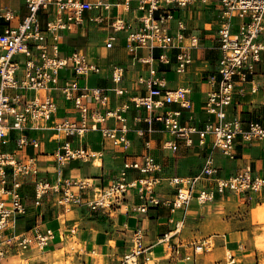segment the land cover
Here are the masks:
<instances>
[{"label": "built area", "instance_id": "built-area-1", "mask_svg": "<svg viewBox=\"0 0 264 264\" xmlns=\"http://www.w3.org/2000/svg\"><path fill=\"white\" fill-rule=\"evenodd\" d=\"M209 0H125L118 5L129 8L131 2H136L139 26L137 31L129 33L127 41L131 47H159L163 50L160 62H167V52L177 49L175 72L185 76L192 63V51L198 45L194 36L187 38L183 31V20H177L176 31L170 27L175 19V11L189 6L201 7ZM221 10L219 16V50L220 55L216 71L208 76L211 89L206 93L202 109L209 116L204 127H181L179 118L181 110L170 111L168 105L177 103L182 109H190L191 104L186 100L188 89L178 87L176 90H166L164 78L156 76V70L150 69L147 78H139L138 82L145 87V94H134L121 105L108 108L106 88H87L77 95L79 89L78 77L87 78L99 74L101 68L89 64L84 55L75 53L69 58L59 57V33L70 30L73 25L82 23V15L89 11H98L101 16L103 10L108 11L110 4L106 0H24L28 13L22 20L16 22V12L2 5L0 1V260L15 253H24L30 245L36 243L39 248L48 245L53 237L51 229L41 232L37 227L33 233H18L16 226L19 218L26 214V207L22 204L19 187L25 181L35 184L36 204L45 194L60 191V184L65 185L64 197L60 203L75 202L82 204V193L88 189L92 195L86 200L90 210L108 209L125 200L135 193L139 203L134 210L145 213L149 208L166 206L171 212L188 206L197 189V183L203 180L213 182L212 189L199 191L198 203L209 201L214 192L242 194L246 191L259 192L264 190V170L262 174H254L251 166H246L234 176L218 177V169L214 165L211 155L205 158L201 173L180 178H161L155 173L160 166L149 153L125 161L118 176L107 186H94L91 179H68L63 176L65 165L72 159L89 158L91 153L84 149L73 150L69 142H64L62 152L54 157L55 170L52 174L53 182L39 176L36 161L19 159L15 151H10L8 145L13 143L16 150H22L31 144L39 147V141L27 134L29 131L51 128L60 136H81L87 129L98 130L99 124H104L99 130L103 139L111 141L114 146L127 149L131 141L127 138L130 130L127 112L131 109L145 110L148 115L145 121L152 125L160 122L168 133L184 138L191 144L190 135L197 131L199 144L205 145L207 137L212 136V145L225 157L234 158L235 143L238 136L244 141H264V126L250 121L247 127L237 111L236 97L242 92V84L250 80L253 91L261 89L264 96V78L257 85L254 79L255 64L263 60L264 55V0H219ZM52 9L42 29L40 11ZM102 18V16H101ZM239 19L238 29L232 32V20ZM93 20V19H91ZM114 33L130 30L129 23L117 17L111 23ZM50 39L52 42H50ZM106 43L107 48L113 47L114 37ZM137 43V44H136ZM140 60L148 63L150 58ZM72 61V71L76 79H62L61 71ZM123 68L112 66L109 78L118 83L123 77ZM253 76L252 79H249ZM256 84L257 86H255ZM22 90V92H19ZM60 91L62 97L74 101L80 117L76 120L54 118L57 102L50 94ZM119 97L127 94L126 89L115 88ZM92 101L88 103L87 98ZM95 103L102 109H95ZM113 120L114 126H107ZM136 121L141 118L136 117ZM138 134L143 131L138 130ZM11 134L13 135L11 138ZM146 142V149L149 148ZM165 148L176 150L171 141L164 143ZM165 181L170 189L175 191L171 199H164L157 193V187ZM75 191V192H73ZM172 221V220H171ZM181 222L176 223L175 232L179 230ZM175 233L168 232L158 238V243L169 244ZM151 244H147L140 231L134 232L131 245L124 253L121 264H150L149 255ZM190 247L193 255L209 251L212 244L209 240L180 243L175 245L173 253L179 255V249ZM186 259H191L190 256Z\"/></svg>", "mask_w": 264, "mask_h": 264}, {"label": "crops", "instance_id": "crops-1", "mask_svg": "<svg viewBox=\"0 0 264 264\" xmlns=\"http://www.w3.org/2000/svg\"><path fill=\"white\" fill-rule=\"evenodd\" d=\"M2 5L16 12V22L23 19L28 13L24 0H0ZM110 4L108 11L103 10L101 16L98 11L85 12L83 21L79 25H73L70 30L59 33V57L69 58L75 53L86 57L87 62L99 66L101 72L87 78L78 77L79 95L84 87L106 88L108 95V108L112 109L121 105L134 94H145L144 85L139 84V78H147L150 69L156 70V76L164 78L166 90H176L178 87H186L188 93L186 100L191 104L190 109H182L179 104L168 105V110H181L179 118L181 127H196L202 129L209 116L203 112L202 104L206 93L211 89L208 76L217 68L220 55L219 50V0H209L201 7H187L175 11V19L170 27L176 31L177 20H183L185 24L184 35L198 39V45L192 51L193 60L187 69L185 76L175 72L177 49L167 52L168 61L160 62L159 57L163 50L159 47H131L127 41L129 33L137 31L139 22L138 12L135 10L136 2H131L129 8L118 5L125 0H106ZM52 9L40 11V24L42 29ZM117 17L129 23L128 32H113L111 23ZM93 19V20H91ZM239 19L232 20V32L238 29ZM114 37L113 47L107 48L106 43ZM50 42L51 39H50ZM137 44V43H136ZM141 58H150L146 63ZM73 62L69 61L66 69L61 71L62 79H76L72 71ZM112 66L123 68V77L118 83L109 78ZM254 79L257 85L264 78V55L260 63L255 64ZM250 76L249 79H252ZM257 86L256 84H254ZM115 88L126 89L127 94L119 97L114 92ZM253 83L250 80L242 84V92L236 97L237 111L241 112L244 127L248 122L255 121L264 126V96L261 89L253 91ZM50 94L57 102L54 118L76 120L80 117L75 108L74 101L64 99L60 91H52ZM86 101L91 104L92 98ZM93 103V102H92ZM95 109L103 107L92 104ZM148 113L141 109H131L127 112V120L130 130L127 138L131 146L124 149L114 146L111 141L103 139L99 124L98 130L87 129L81 136H60L51 128L27 132L32 138L39 141V147L31 144L22 150H16L13 143L8 145L10 151H15L19 159H34L39 169V176L53 182L50 175L54 172V157L62 152L64 142H69L73 150L84 149L91 153L89 158L70 160L64 167L63 176L68 179H91L94 186H107L114 180L125 161H132L144 153L152 155L160 166L155 175L166 177L188 178L201 173L205 158L211 155L214 165L218 169V177L228 178L236 175L246 166H251L254 174H262L264 170V141H244L238 136L235 143L234 158L225 157L212 145V136L207 137L205 145L199 144V134L193 132L191 144H187L184 138H179L168 133L160 122L149 125L145 119ZM141 121H136V117ZM111 127L115 125L113 120L106 123ZM138 130L143 134H138ZM11 134V138H12ZM58 136V137H57ZM171 141L176 145V150L165 148L164 143ZM146 142L149 148L146 149ZM101 160L100 166H94L95 157ZM94 159V160H93ZM60 191L45 194L36 204L35 184L33 181H25L18 189L26 214L17 222L16 232L33 233L37 227L41 232L51 229L53 237L48 245L39 248L36 243L24 253H15L0 260V264H53L52 252L67 248L74 244V248L66 251L64 262L71 259L70 264H121L124 253L131 245V238L136 231H140L147 244H151L150 264H263L264 252L256 248L255 233L264 226L255 220L257 208H264V190L259 192L246 191L242 194L214 192L209 201L198 203L196 197L203 189H212L211 180H203L197 183V189L188 206L181 207L171 212L166 206L149 208L147 212L140 213L133 208L140 201L135 193L128 195L125 200L108 209L90 210L86 200L92 195L88 189L82 193V204L75 202L60 203L64 197L65 185H59ZM72 190V189H71ZM73 191V190H72ZM75 192V191H73ZM157 193L161 198L171 199L175 191L170 189L165 181L157 187ZM260 206V207H258ZM172 220V221H171ZM181 222L177 232L176 223ZM175 233L168 245L158 243L162 235ZM209 240L212 248L200 254L193 255L190 247L179 249V255L175 256L173 249L180 243L186 244L194 241ZM228 253V256H226ZM50 254V255H49ZM190 256L191 259H186ZM23 262V263H22Z\"/></svg>", "mask_w": 264, "mask_h": 264}, {"label": "bare ground", "instance_id": "bare-ground-1", "mask_svg": "<svg viewBox=\"0 0 264 264\" xmlns=\"http://www.w3.org/2000/svg\"><path fill=\"white\" fill-rule=\"evenodd\" d=\"M58 137V136H57ZM94 160V159H93ZM102 163H101V160L98 156L95 157V160L93 162V165L94 166H100ZM262 209V208H259V210ZM264 211V208L262 209ZM258 216V219L264 221V216L262 215H257ZM255 245H256V248L260 251H263L264 252V230H259V232L255 233ZM74 248V244H71L69 246H67V248H61V249H58L54 252H52V255H51V260H52V263L53 264H63L64 262V254L66 251H69L70 249ZM151 253V251H150ZM50 255V254H49ZM226 256H228V253H226ZM23 263V262H22Z\"/></svg>", "mask_w": 264, "mask_h": 264}, {"label": "rangeland", "instance_id": "rangeland-1", "mask_svg": "<svg viewBox=\"0 0 264 264\" xmlns=\"http://www.w3.org/2000/svg\"><path fill=\"white\" fill-rule=\"evenodd\" d=\"M19 92H22V90H20ZM263 205H264V202L262 203L261 206H263ZM258 207H260V206H258ZM262 209H263V208H262ZM262 209H260V210H259V208L256 209V211H255V220H256L258 223L264 225V221L258 219V216H257V215H259V214L262 215V216H264V211H263ZM261 230H264V226L261 228ZM149 255L151 256V253H150V252H149ZM70 262H71V259H68L67 262H66V263H63V264H70ZM263 264H264V262H263Z\"/></svg>", "mask_w": 264, "mask_h": 264}]
</instances>
